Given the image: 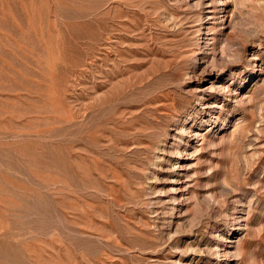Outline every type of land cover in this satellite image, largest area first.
<instances>
[{"label":"rangeland","instance_id":"374dc122","mask_svg":"<svg viewBox=\"0 0 264 264\" xmlns=\"http://www.w3.org/2000/svg\"><path fill=\"white\" fill-rule=\"evenodd\" d=\"M0 264H264V0H0Z\"/></svg>","mask_w":264,"mask_h":264},{"label":"bare ground","instance_id":"6f19581e","mask_svg":"<svg viewBox=\"0 0 264 264\" xmlns=\"http://www.w3.org/2000/svg\"><path fill=\"white\" fill-rule=\"evenodd\" d=\"M222 2H224V1H222ZM227 2V1H226ZM99 20H100V18H99ZM95 23H97V22H95ZM104 23V22H103ZM95 31V30H94ZM97 35H98V33H96ZM119 95V94H118ZM113 98V97H112ZM95 127V126H94ZM93 130V129H92ZM91 130V131H92ZM87 134V133H86ZM92 135V134H91ZM86 137V136H85Z\"/></svg>","mask_w":264,"mask_h":264}]
</instances>
